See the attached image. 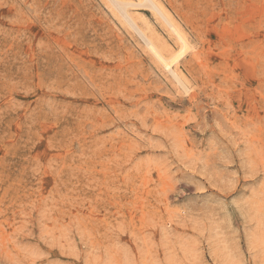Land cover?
Here are the masks:
<instances>
[{"label": "rangeland", "instance_id": "1", "mask_svg": "<svg viewBox=\"0 0 264 264\" xmlns=\"http://www.w3.org/2000/svg\"><path fill=\"white\" fill-rule=\"evenodd\" d=\"M154 3L0 0V264H264V0Z\"/></svg>", "mask_w": 264, "mask_h": 264}, {"label": "bare ground", "instance_id": "2", "mask_svg": "<svg viewBox=\"0 0 264 264\" xmlns=\"http://www.w3.org/2000/svg\"><path fill=\"white\" fill-rule=\"evenodd\" d=\"M150 1H152L153 3H154V0H150ZM118 2V1H117ZM117 2H116V4H117ZM145 2H146V0H145ZM124 3V2H123ZM122 3V4H123ZM113 4V3H112ZM116 4H115V7H116ZM127 5V4H126ZM154 5H155V8H156V10L159 12V13H161L162 15H163V17L165 18V20H166V22H168L167 24H169L170 25V30H172V32H173V34L175 35L174 37H176V39L179 41V43H177L178 44V48L176 49V50H173L172 52H171V50H170V54H168V56L166 57V56H164V54H161L159 51H157V49H156V47H155V45H154V42L150 39V37H148L149 39H148V42H149V48L148 49H150L154 54H155V56L160 60V61H162L163 62V64L165 65V67L166 68H169L170 69V71H171V73H172V75L175 77V79L176 80H179L180 78H179V74H178V72L179 71H177V68H178V66H177V62H178V60H179V58L185 53V51L187 52V49L189 48L188 47V43H187V40H185V38L183 37V35L180 33V31L178 30V28L176 27V25L175 24H173L172 22H170V20H169V16H167L166 14H165V12L161 9V8H159L155 3H154ZM124 6V5H123ZM123 6H122V8H123ZM120 7V6H119ZM126 7V6H125ZM130 7V6H129ZM140 7V6H139ZM126 9V8H125ZM153 9V8H152ZM118 10H120V9H118ZM125 11V10H124ZM125 12H127V11H125ZM124 12V13H125ZM129 13H131V12H129ZM122 16V15H121ZM161 16V15H160ZM128 17V16H127ZM131 16H129V18H130ZM162 17V18H163ZM125 19V18H124ZM128 19V18H127ZM132 19V18H131ZM129 20V19H128ZM126 21V20H125ZM134 21V18L132 19V21L131 22H133ZM130 22V23H131ZM135 22V21H134ZM128 23H129V21H128ZM129 23V24H130ZM165 23V22H164ZM133 24V23H132ZM130 26H132V25H130ZM140 26V25H139ZM135 27H138L137 25L135 26ZM139 28V27H138ZM141 29V27L139 28V30ZM136 30V29H135ZM138 30V29H137ZM141 33H143V31L141 32ZM138 35H140V34H138ZM176 44V45H177ZM177 47V46H176ZM189 51V50H188ZM189 53V52H188ZM170 71L168 72L169 74H171L170 73ZM174 79V78H173ZM181 81H182V76H181V79H180ZM179 80V81H180ZM178 81V82H179ZM181 81H180V84H181ZM183 82V81H182ZM181 85H184V84H181ZM185 86V85H184Z\"/></svg>", "mask_w": 264, "mask_h": 264}]
</instances>
